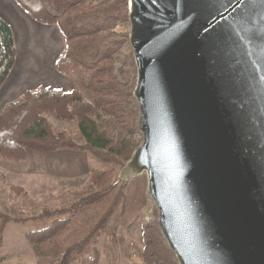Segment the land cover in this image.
<instances>
[{"label":"water","instance_id":"water-1","mask_svg":"<svg viewBox=\"0 0 264 264\" xmlns=\"http://www.w3.org/2000/svg\"><path fill=\"white\" fill-rule=\"evenodd\" d=\"M139 143L177 264H264V0H127Z\"/></svg>","mask_w":264,"mask_h":264},{"label":"trees","instance_id":"trees-1","mask_svg":"<svg viewBox=\"0 0 264 264\" xmlns=\"http://www.w3.org/2000/svg\"><path fill=\"white\" fill-rule=\"evenodd\" d=\"M37 22L52 24L63 39V49L55 59V68L71 81V88L51 89L43 86L25 90L0 110V159L20 162L27 151L52 152L58 149L87 151L96 161L122 165L134 144L129 137L114 138L100 128L97 119L109 115L127 133L136 132L132 122L137 106L125 100L131 96L124 85L112 76V57L123 43L124 33L105 39L108 27L120 21L128 23L127 0H14ZM120 10V11H118ZM119 39V40H118ZM15 59V41L11 25L0 16V86L9 74ZM134 84V83H133ZM133 86V85H132ZM73 121L82 137L77 143L71 136L54 128L47 118ZM113 169H93L90 179L95 191L77 198L71 205L44 208L35 217H54L43 229L25 233L36 250L49 246L52 239L63 235L70 218L85 204L98 201L115 187ZM123 186L124 184L121 183ZM19 192L20 188L15 187ZM117 193L115 199H120ZM111 204L81 239L67 246L55 264H99V253L83 256V251L99 235L110 216ZM29 218L10 217L0 212V245L4 225L8 221ZM134 255L143 264H177L164 241L156 221L143 223L142 244L133 247Z\"/></svg>","mask_w":264,"mask_h":264},{"label":"rangeland","instance_id":"rangeland-1","mask_svg":"<svg viewBox=\"0 0 264 264\" xmlns=\"http://www.w3.org/2000/svg\"><path fill=\"white\" fill-rule=\"evenodd\" d=\"M119 18L120 16L117 17V22L105 31V39H111L114 33L126 34L123 43L112 57V76L118 83L123 84V89L130 91L132 96L136 66L128 42L129 23H124ZM51 29L55 31L59 45L62 44L63 39L57 29L53 26ZM51 49L54 51L53 47ZM133 101L135 102L133 96L125 100L129 105H133ZM47 118L54 128L71 136L77 143L82 142L73 121L58 119L52 115H47ZM136 120L137 113L132 121L135 127ZM97 122L100 128L114 138L129 137L134 147L140 141L137 128L135 133L129 134L118 127L109 115L102 114ZM121 166L96 161L87 151L71 149L52 152L27 151L24 161L20 162L0 159V212L13 218H29L21 222L11 220L4 225L1 234L0 264H55L67 246L86 235L114 202L115 207L111 208L110 216L100 234L87 245L82 255H91L97 250L99 264H143L135 257L133 247L142 244L143 223L156 221L157 224V214L146 191L145 173L131 177L124 183L117 179ZM109 168L113 169V177L116 178L115 187L111 192L98 201L83 205L70 218L67 231L52 239L49 246L36 250L28 243L25 233L46 228L54 219L35 216L44 208H64L80 196L92 193L95 191V185L90 179V171ZM15 187L20 188L19 192ZM117 193H122L120 199H115ZM71 264H78V261L72 260Z\"/></svg>","mask_w":264,"mask_h":264},{"label":"crops","instance_id":"crops-1","mask_svg":"<svg viewBox=\"0 0 264 264\" xmlns=\"http://www.w3.org/2000/svg\"><path fill=\"white\" fill-rule=\"evenodd\" d=\"M0 16L11 25L15 41L14 63L0 86V110L28 89L69 90L71 81L55 68V59L63 49V42L59 45L51 29L55 26L35 21L14 0H0ZM48 44L54 48L52 55H47Z\"/></svg>","mask_w":264,"mask_h":264},{"label":"bare ground","instance_id":"bare-ground-1","mask_svg":"<svg viewBox=\"0 0 264 264\" xmlns=\"http://www.w3.org/2000/svg\"><path fill=\"white\" fill-rule=\"evenodd\" d=\"M49 45L50 44L47 45V49H48L47 55H50V54L52 55L53 54V50L51 49V47H49Z\"/></svg>","mask_w":264,"mask_h":264}]
</instances>
